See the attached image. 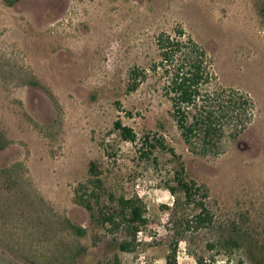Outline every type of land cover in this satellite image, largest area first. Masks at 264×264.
Masks as SVG:
<instances>
[{"label": "rangeland", "instance_id": "rangeland-1", "mask_svg": "<svg viewBox=\"0 0 264 264\" xmlns=\"http://www.w3.org/2000/svg\"><path fill=\"white\" fill-rule=\"evenodd\" d=\"M10 1L0 0V264H166L175 241L177 264H264V0ZM181 28L212 58L219 84L255 103L219 153L188 149L160 72L128 89L129 71L157 58L156 36ZM118 120L137 142L120 137ZM148 132L175 157L142 158ZM93 164L103 190L87 181ZM176 166L208 189L213 215L181 236L165 185L176 184ZM109 193L146 205L132 251L120 249L123 231L100 222Z\"/></svg>", "mask_w": 264, "mask_h": 264}, {"label": "trees", "instance_id": "trees-1", "mask_svg": "<svg viewBox=\"0 0 264 264\" xmlns=\"http://www.w3.org/2000/svg\"><path fill=\"white\" fill-rule=\"evenodd\" d=\"M17 0H11L14 3ZM157 58L148 69L135 66L129 71V91H135L146 79L148 70L161 73L164 79V93L171 102L170 116L180 131L184 143L193 153H219L223 141L234 140L243 133L254 118L255 103L251 96L235 88H225L218 82L213 69V60L207 51L193 38L186 36L184 30L174 33L160 32L156 38ZM115 129L125 141L137 142L135 130L122 121L115 122ZM227 140V141H228ZM142 158H151L156 151L176 155L175 149L168 144L164 136L157 132H148L140 147ZM154 160H158L155 156ZM89 179L97 189L103 190V181L94 174V164L89 168ZM175 185L167 182L168 190L175 195L170 212L173 231L180 235L182 227L190 229L206 227L213 224V215L206 204L208 189L186 176L183 166L174 168ZM81 182L79 188H84ZM78 188V189H79ZM78 191V190H77ZM112 207L103 210L100 222L113 231H123L126 239L120 243L122 251L135 248L138 234L147 226L146 205L138 196H117L109 193ZM77 200L90 208V199L86 194L77 193ZM187 215L185 211L187 210ZM191 216V217H190ZM78 233L84 230L72 225ZM179 240V239H178ZM175 241L166 264H177ZM198 264L204 260L198 258ZM218 264H231L228 261Z\"/></svg>", "mask_w": 264, "mask_h": 264}]
</instances>
